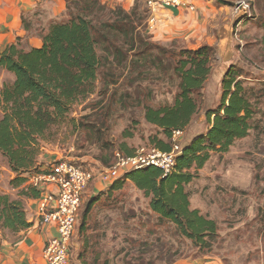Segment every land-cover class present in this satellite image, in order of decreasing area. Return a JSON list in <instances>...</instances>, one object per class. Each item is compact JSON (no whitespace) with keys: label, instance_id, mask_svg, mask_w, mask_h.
Segmentation results:
<instances>
[{"label":"rangeland","instance_id":"374dc122","mask_svg":"<svg viewBox=\"0 0 264 264\" xmlns=\"http://www.w3.org/2000/svg\"><path fill=\"white\" fill-rule=\"evenodd\" d=\"M241 1L207 0V12L212 14V6L236 12ZM245 1L251 5L250 16L241 15L229 24L214 17L218 21L207 28L206 40L211 44H206L215 51L211 72L202 90L199 111L180 138L184 148L208 131L211 122L207 112L221 106L224 79L238 73L256 108L253 129L227 151L213 152L187 187L192 206L218 222L212 247L199 249L193 245L173 223L151 210L144 192L126 182L120 189L107 188L93 196L96 203L85 224L83 214L91 198L83 202L69 264H175L213 258L223 264H264V0ZM138 5L141 11L148 8L146 0H139ZM191 12L205 19L206 12L198 7ZM224 23L228 27L222 28ZM184 31L178 32L181 37L176 39L169 36L167 43L158 41L170 51L163 65L152 60L144 66L110 69L106 77L101 75L95 92L76 101L65 120L42 142V167L74 157L82 158L86 166L102 167L114 161L117 150L127 153L142 146L154 147L153 138L163 135L146 120L145 107L174 104L180 81L174 69L181 52L205 44H189L182 36L187 35ZM158 48L153 47V58L161 51ZM13 81V74L0 68V88ZM15 178L17 174L0 153V195L9 194L14 199L23 196L22 189L12 185L18 183Z\"/></svg>","mask_w":264,"mask_h":264},{"label":"trees","instance_id":"16d2710c","mask_svg":"<svg viewBox=\"0 0 264 264\" xmlns=\"http://www.w3.org/2000/svg\"><path fill=\"white\" fill-rule=\"evenodd\" d=\"M138 1L126 9L102 0H67L65 18L41 31L42 46L26 48L19 39L1 51L0 68L14 76L13 82L0 88V153L17 174L18 183L12 181L13 187H21L29 173L46 171L40 162L42 142L65 120L76 101L95 92L99 77H106L107 70L144 66L152 60L163 65L170 51L154 40L148 28L150 11H141ZM153 47L161 50L154 58ZM181 54L174 69L180 79L174 104L145 107L146 120L163 135L153 138V146L163 151L172 149L173 130H184L198 113L215 51L204 44ZM238 78V73H231L224 79L221 106L207 112L211 127L182 148L172 173L164 175L156 166L132 170L108 190L120 189L131 181L150 199L151 210L173 223L199 249L212 247L219 226L214 218L192 206L187 187L213 152L227 151L253 129L256 108ZM19 189L26 197L40 196L34 187ZM91 199L83 214L84 224L96 203ZM0 225L14 232L31 226L22 199L0 195Z\"/></svg>","mask_w":264,"mask_h":264},{"label":"crops","instance_id":"0c3cea01","mask_svg":"<svg viewBox=\"0 0 264 264\" xmlns=\"http://www.w3.org/2000/svg\"><path fill=\"white\" fill-rule=\"evenodd\" d=\"M102 1L115 2L126 9H130L135 3V0ZM190 1L196 3L199 9L206 12L204 13L205 19H201L200 14L184 9L159 8L156 12V28L150 31L154 40L167 43L170 37L175 39L181 37L178 36L181 34L178 32L183 29L187 35L182 34V36L188 38L189 44L196 46L210 43L206 40V32L210 25L218 21L214 20V17L223 19L229 24L241 16L237 8L235 12L224 6L214 7L212 5H210L212 14H209L207 0ZM66 10L67 0H0V53L9 44L17 42L19 39L22 40L26 48L42 46L41 31L48 30L51 22L64 17ZM27 14H30V17ZM40 19L45 23L43 24ZM159 23L160 29H158ZM226 23L222 28L228 27ZM21 187L24 188L25 184ZM106 189L101 180H95L86 191L83 202ZM19 198L22 199L23 204L25 203L24 209L31 226L14 232L0 225V264H46L44 248L49 238L57 235V229L54 225H45L40 222L37 213L39 197L20 196ZM175 264H223V262L213 258L199 262L183 260Z\"/></svg>","mask_w":264,"mask_h":264},{"label":"built area","instance_id":"2783aa9c","mask_svg":"<svg viewBox=\"0 0 264 264\" xmlns=\"http://www.w3.org/2000/svg\"><path fill=\"white\" fill-rule=\"evenodd\" d=\"M146 4L150 11L149 31L156 28V12L159 8L197 10V4L190 0H146ZM237 10L242 16H250L252 8L250 3L243 0L238 4ZM183 134L184 130H173L170 151L142 146L131 155L115 151L114 161L107 166H86L82 158L74 157L53 162L44 169L46 171L29 173L24 188L34 187L40 192L37 209L39 220L42 224L54 225L57 229V235L49 238L44 248L46 264H69L70 245L76 232L83 199L94 180H101L104 187L109 188L132 170L156 166L164 171V175L172 173L182 150L180 138Z\"/></svg>","mask_w":264,"mask_h":264}]
</instances>
